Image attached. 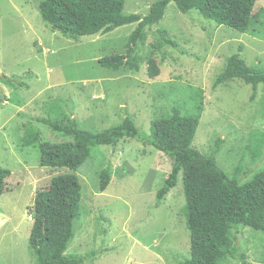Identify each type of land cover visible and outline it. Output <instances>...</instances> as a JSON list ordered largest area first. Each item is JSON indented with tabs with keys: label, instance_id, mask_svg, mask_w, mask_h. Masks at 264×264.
<instances>
[{
	"label": "rangeland",
	"instance_id": "1",
	"mask_svg": "<svg viewBox=\"0 0 264 264\" xmlns=\"http://www.w3.org/2000/svg\"><path fill=\"white\" fill-rule=\"evenodd\" d=\"M42 1L0 0V92L5 98L0 105V167L12 172L0 195V264H36L28 244L33 226L29 210L39 190L72 172L41 167L39 148L22 143L28 124L41 131L42 141L71 140L41 122L50 117L47 109L53 103H60L81 129L95 133L129 117L150 134L153 121L171 116L173 109L185 116L201 114L195 149L209 155L221 139L219 166L230 177L239 169L241 183L264 169V85L257 87L254 99L252 86L242 80L215 86L228 59L240 50L248 66L264 67V39L219 26L196 10L183 14L172 1L141 47L140 70L114 71L101 67L99 60L127 55L140 23L116 22L148 15L157 0H127L119 14L77 39L42 20ZM261 8L264 0L256 2L254 14ZM162 39L178 47L160 45ZM150 58L161 71L154 79L148 75ZM103 170L111 175L104 192ZM170 172L164 153L133 139L92 148L76 172L82 217L66 254L96 253L83 264H179L188 259L182 177L162 201L156 200ZM230 237L229 254L219 264H241L242 254L251 264H264V232L235 226Z\"/></svg>",
	"mask_w": 264,
	"mask_h": 264
},
{
	"label": "trees",
	"instance_id": "2",
	"mask_svg": "<svg viewBox=\"0 0 264 264\" xmlns=\"http://www.w3.org/2000/svg\"><path fill=\"white\" fill-rule=\"evenodd\" d=\"M126 1L43 0L39 11L42 20L53 30L69 39H77L80 34L119 14ZM172 1L183 14L196 10L203 18L219 26L264 39V8L254 14L258 0H157L148 15L123 16L116 22V26L140 23L130 36L127 55L104 57L99 60L100 66L114 71L122 67L139 71L141 47L152 27L163 19ZM162 43L178 47L170 40L162 39L160 45ZM179 52L185 54L181 50ZM160 72L156 60L150 58L149 77L154 79ZM236 79L252 86L254 99L257 87L264 85V67L248 66L240 50L228 59L223 72L215 80V86ZM4 102L0 92V105ZM47 112L50 117L42 118L41 122L71 140L60 143L42 141L41 131L28 124L24 130L23 146L39 148L41 167L72 172L54 177L49 188L39 190L29 210L33 226L28 244L36 264H83L96 257L95 252L66 254L75 238V224L82 217V186L76 172L90 159L92 148L112 146L125 138L149 145L169 158L171 172L157 192L158 202L178 185L179 177H182L186 200L182 214L190 233L191 256L179 264H219L229 254L232 246L230 234L235 226L264 232V169L248 182L241 183L239 169L235 176L230 177L219 166L221 139L215 142L209 155L195 149L193 143L201 114L185 116L179 109H173L171 116L153 121L151 133L146 134L129 117L121 125L95 133L81 129L60 103L51 104ZM11 175V170L0 167V195L6 192V181ZM110 182L109 170H103L100 190L106 191ZM241 264H251L246 254H242Z\"/></svg>",
	"mask_w": 264,
	"mask_h": 264
}]
</instances>
